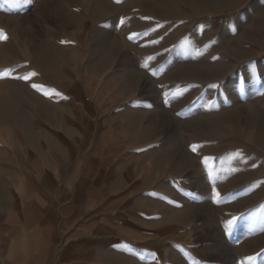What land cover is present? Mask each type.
I'll return each instance as SVG.
<instances>
[{"label": "rangeland", "instance_id": "1", "mask_svg": "<svg viewBox=\"0 0 264 264\" xmlns=\"http://www.w3.org/2000/svg\"><path fill=\"white\" fill-rule=\"evenodd\" d=\"M0 33L1 220L48 194L43 264H264V0H0Z\"/></svg>", "mask_w": 264, "mask_h": 264}, {"label": "crops", "instance_id": "2", "mask_svg": "<svg viewBox=\"0 0 264 264\" xmlns=\"http://www.w3.org/2000/svg\"><path fill=\"white\" fill-rule=\"evenodd\" d=\"M76 167V164L73 166ZM44 169V177L47 181V176L49 175L48 171L50 170V166L48 164H43ZM54 170V169H53ZM52 170V171H53ZM68 175H64V177L59 178V181L57 182L59 185H62L60 190L63 194L60 192V197H57L59 195H55L57 198H64L62 205L60 204L57 209L58 214L64 217V213L66 212H73L71 220L73 221V228L75 229L76 225L78 224L77 216H75L76 211H80L82 209L89 210V207H82V205H78L77 203H83V198L81 201V197L77 198L75 196H71V194H68L70 192L69 188L75 189V183L71 182L70 178H68ZM48 182V181H47ZM67 188V190H66ZM36 191V190H35ZM34 194V195H33ZM64 194H68L64 196ZM32 195V196H31ZM46 197H43L45 196ZM43 195V193L39 192H31L30 196L26 194L25 198H14V203L11 204L10 208L8 210H4L5 213L3 215V218H7L8 214L11 218H14V223L6 222V224L2 223V214L0 210V264H43L41 262L43 250L46 246V242L42 239L36 238V243L31 245L27 242L28 239V230H27V224H28V218L30 217L31 211H35L37 217L39 218L40 215H43L45 211H43L44 208V200L42 198H48V194ZM72 197V198H71ZM63 223V222H62ZM68 226V225H67ZM64 228H66V224L63 225ZM68 231V229H66ZM69 232V231H68ZM65 233V232H64ZM68 235V233H67ZM70 236V234H69ZM68 236V237H69ZM74 238L73 232L71 233V236L67 239V246L71 248L74 244L78 243V240ZM73 245H72V243ZM71 244V245H70ZM60 250L64 251L66 250V239L65 235H63L62 240L59 244H56ZM75 247V246H74Z\"/></svg>", "mask_w": 264, "mask_h": 264}, {"label": "snow or ice", "instance_id": "3", "mask_svg": "<svg viewBox=\"0 0 264 264\" xmlns=\"http://www.w3.org/2000/svg\"><path fill=\"white\" fill-rule=\"evenodd\" d=\"M121 23H123V20H121ZM137 35H139V34L134 33V34H132V36L129 37V39H132L134 36H137ZM6 38L7 37H6L5 34L0 33V39H6ZM9 74H10V72L8 70H6L3 74H0V78H3V76L9 75ZM34 75H35V73H31L30 72V73H27V74H25L23 76L14 77V78L28 80V79H30ZM33 87L36 88L38 91H44V94L45 95H55V96H60L61 98H65V97L62 96L61 93H58L55 90L45 91L43 89V87L42 86H39V85H33ZM196 147H197L196 145H193L192 146L193 151L196 150ZM210 159L211 158H205V163H208V161ZM214 196L216 197V202L219 203V194L218 193H215V191H214ZM260 211H264V205L261 206ZM236 221H237V218L236 217H233L231 220L227 221L226 230H230L233 227V225L236 223ZM255 259H256V257H248L247 258V260L250 261V262H253V264H254Z\"/></svg>", "mask_w": 264, "mask_h": 264}, {"label": "bare ground", "instance_id": "4", "mask_svg": "<svg viewBox=\"0 0 264 264\" xmlns=\"http://www.w3.org/2000/svg\"><path fill=\"white\" fill-rule=\"evenodd\" d=\"M35 236V235H34Z\"/></svg>", "mask_w": 264, "mask_h": 264}]
</instances>
